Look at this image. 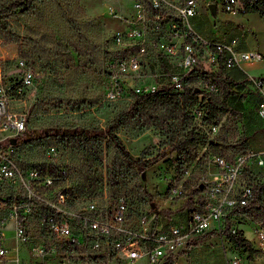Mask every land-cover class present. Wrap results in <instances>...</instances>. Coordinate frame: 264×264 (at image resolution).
I'll return each instance as SVG.
<instances>
[{
	"label": "built area",
	"instance_id": "1",
	"mask_svg": "<svg viewBox=\"0 0 264 264\" xmlns=\"http://www.w3.org/2000/svg\"><path fill=\"white\" fill-rule=\"evenodd\" d=\"M201 1L132 0L134 12L120 16L125 27L113 35L123 56L110 64L108 98H121L128 87L146 94L169 84L182 92L184 79L197 68L199 88L215 93L219 86L212 72L264 61V52L238 48L237 36L225 41L197 31L191 18ZM219 3L225 12L246 14L255 0ZM32 79L31 70L12 87L0 79V264H177L192 239L227 226L243 231L231 227L237 219L254 224L264 249V221L257 216L261 201L255 192L264 181V125L259 147L229 157L211 152V170L194 182L184 169L172 191L187 198L186 218L165 224L151 205L134 213L124 195L114 196L106 187L100 192L78 188L69 167L55 159L54 144L47 147L52 160L45 164L20 159L15 148L26 139L28 113L12 105L11 90L21 93ZM246 80L257 95L256 113L264 119V73H247ZM190 114L198 127L211 125L209 130L217 131L215 123L205 122L202 103L194 104Z\"/></svg>",
	"mask_w": 264,
	"mask_h": 264
},
{
	"label": "rangeland",
	"instance_id": "2",
	"mask_svg": "<svg viewBox=\"0 0 264 264\" xmlns=\"http://www.w3.org/2000/svg\"><path fill=\"white\" fill-rule=\"evenodd\" d=\"M207 1L217 4L216 14L207 8ZM133 12L132 0H37L29 9L10 8L0 14L1 81L12 87L27 70L33 74L21 93L12 94L11 90L12 105L28 113L27 132L33 130V136L29 133L15 149L22 161L45 164L52 160L47 147L54 144L55 159L69 167L73 183L84 192H100L106 187L114 196H126L134 213L154 202L163 223L179 222L186 218L189 203L185 196H174L172 191L180 176L176 171L177 151L159 159L143 175L106 140L96 147L97 154H89L60 135L48 134L57 128L105 127L130 106L136 95L131 87L118 99L108 98L106 92L110 64L115 65L123 56L113 35L125 27L120 16ZM191 22L206 37L229 41L237 36L238 48L264 52V16L258 12L231 14L222 10L219 0H202ZM10 37L17 39H7ZM247 62L243 64L248 73H264V61ZM187 79L190 86H200L196 72ZM236 82L233 87L238 95L232 111L221 115L215 124L217 131L209 130L211 125L205 129L195 125L187 107L172 110L159 106L130 116L118 135L135 157L149 158L189 129L202 131L208 143L199 147L194 160L185 167L191 171L190 182L197 181L211 170L209 154L215 150L211 144L219 143L228 157L243 150L242 136H249L247 146H260L264 119L256 113L257 95L248 81ZM253 226L251 221L238 219L231 223L232 228L241 227L250 239L256 250L253 256L221 233H206L192 239L179 253L177 264H232L234 259L239 264H264V249L259 247Z\"/></svg>",
	"mask_w": 264,
	"mask_h": 264
},
{
	"label": "trees",
	"instance_id": "3",
	"mask_svg": "<svg viewBox=\"0 0 264 264\" xmlns=\"http://www.w3.org/2000/svg\"><path fill=\"white\" fill-rule=\"evenodd\" d=\"M37 0H7L0 3V14L10 8L29 9L33 6ZM247 12H258L261 16H264V0H255L254 6L250 7ZM7 39L16 40V37H10ZM200 69H195L197 75H199ZM211 76L218 82L219 89L215 93H207L198 86H190L187 82V78L184 79V89L182 92L174 89L173 86L167 84L158 90H155L146 94H136L130 106L121 112H119L105 127L92 126V127H69L67 129L57 128L55 132H49L48 134H57L66 138L70 144L78 149L88 152L89 154H97L96 147H101L104 140L113 144L117 149V152L121 158L129 165L137 167V169L143 174L144 171L159 159L163 158L171 151L178 152V158L176 159L177 168L176 171L180 175L177 180L181 179L184 174V169L188 163L192 162L195 158L196 152L200 146L208 143V136L199 131L196 128L189 129L186 133L180 137L173 139L166 149H163L157 155L149 158L135 157L125 146L122 139L118 135V130L123 126L130 116L136 114L148 113L159 106H165L167 108L184 109L188 108V116L191 117L190 109L194 104L202 103L205 106L207 117L206 123L217 124L221 115H224L232 111L233 103L238 95L233 85L237 82L233 79L228 72L223 69L212 72ZM13 94H17L16 89H12ZM192 119V118H191ZM264 125V123H263ZM262 125V127H263ZM33 130L29 129L26 133V139H28L29 133L32 135ZM33 136V135H32ZM25 139V140H26ZM249 136H242L240 138L241 143L247 146V140ZM214 146V151L224 154V149L215 142L211 144ZM190 182V181H189ZM78 188L83 190L79 184ZM255 192L261 201L257 216L264 221V181L255 185ZM216 233H221L236 247L242 248L247 251L249 256H253L256 252L250 239H248L242 231L232 232L227 226L220 232L211 231L207 233L208 236H212Z\"/></svg>",
	"mask_w": 264,
	"mask_h": 264
},
{
	"label": "crops",
	"instance_id": "4",
	"mask_svg": "<svg viewBox=\"0 0 264 264\" xmlns=\"http://www.w3.org/2000/svg\"><path fill=\"white\" fill-rule=\"evenodd\" d=\"M249 63V62H247ZM247 70L245 69L244 67V64H243V67L240 68V67H232L228 70V74L233 78L235 79V81H247ZM249 83V82H248ZM250 86H251V83H250ZM252 89H254L253 86H251ZM255 91V89H254ZM261 145V143H260Z\"/></svg>",
	"mask_w": 264,
	"mask_h": 264
},
{
	"label": "water",
	"instance_id": "5",
	"mask_svg": "<svg viewBox=\"0 0 264 264\" xmlns=\"http://www.w3.org/2000/svg\"><path fill=\"white\" fill-rule=\"evenodd\" d=\"M209 9H210V11H211L212 14H216V12H217V5H216V3L215 2L209 3ZM198 89H200V88L198 87L197 90ZM10 141L13 144L16 143V139L14 137H11L10 138ZM145 174H146V171L143 172V175H145ZM151 207L153 209H156L157 208V206H156V204L154 202H151Z\"/></svg>",
	"mask_w": 264,
	"mask_h": 264
}]
</instances>
